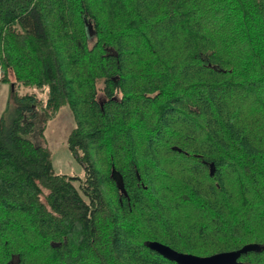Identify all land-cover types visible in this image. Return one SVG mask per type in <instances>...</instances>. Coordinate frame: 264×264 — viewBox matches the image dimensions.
I'll use <instances>...</instances> for the list:
<instances>
[{"label":"trees","instance_id":"trees-1","mask_svg":"<svg viewBox=\"0 0 264 264\" xmlns=\"http://www.w3.org/2000/svg\"><path fill=\"white\" fill-rule=\"evenodd\" d=\"M0 81V264L264 245V0H0ZM63 106L83 178L29 138ZM239 260L264 264V249Z\"/></svg>","mask_w":264,"mask_h":264},{"label":"rangeland","instance_id":"rangeland-1","mask_svg":"<svg viewBox=\"0 0 264 264\" xmlns=\"http://www.w3.org/2000/svg\"><path fill=\"white\" fill-rule=\"evenodd\" d=\"M89 38H93V31L88 32ZM19 94L34 93L42 102L46 98L45 91H41L35 87L21 86L16 88ZM11 96V87L9 84L0 81V106L2 103V109L5 102ZM13 109L16 104L14 101L11 103ZM39 109H37L38 112ZM34 128L30 133L29 138L34 144L47 145L51 152V161L55 172L60 174H66L75 176L78 178L84 177V169L82 165L74 158L72 153L67 147V136L71 129L74 127V118L68 106H63L57 112L56 116L49 120L45 126L43 135H40L42 128V114L37 113V117L34 120ZM74 185L78 187V182L75 181Z\"/></svg>","mask_w":264,"mask_h":264},{"label":"water","instance_id":"water-1","mask_svg":"<svg viewBox=\"0 0 264 264\" xmlns=\"http://www.w3.org/2000/svg\"><path fill=\"white\" fill-rule=\"evenodd\" d=\"M92 30L90 22L86 25L87 33ZM213 173V166L210 167V174ZM111 177L115 181L117 188L122 194H126L122 176L114 169L111 170ZM146 246L156 251L164 258L174 261L176 264H243L239 258L241 255L246 254L250 251L259 252L264 249V245L257 243H248L243 245L241 248L231 251L219 252L209 256H197L190 253H183L174 250L173 248L160 243L158 241H147Z\"/></svg>","mask_w":264,"mask_h":264},{"label":"crops","instance_id":"crops-1","mask_svg":"<svg viewBox=\"0 0 264 264\" xmlns=\"http://www.w3.org/2000/svg\"><path fill=\"white\" fill-rule=\"evenodd\" d=\"M7 101H8V99L6 100V102H5V105H4V108L2 109V103H1V106H0V115H1V113L4 111V109H5V107H6V104H7Z\"/></svg>","mask_w":264,"mask_h":264}]
</instances>
